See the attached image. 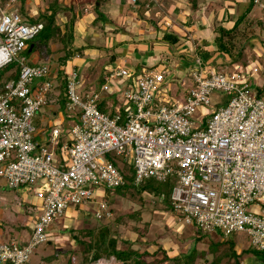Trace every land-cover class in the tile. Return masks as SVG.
Wrapping results in <instances>:
<instances>
[{"label":"built area","instance_id":"obj_1","mask_svg":"<svg viewBox=\"0 0 264 264\" xmlns=\"http://www.w3.org/2000/svg\"><path fill=\"white\" fill-rule=\"evenodd\" d=\"M1 2L0 70L15 60L20 66L16 76L0 80V177L28 193L34 216L26 244L0 240V264H27L69 207L95 200L100 184L125 183L109 153L131 160L134 184L175 173L170 198L182 223L203 231L220 228L226 237L244 232L264 252V98L251 86L258 66L216 70L195 55L189 82L179 80L183 94L175 97V75L165 67L116 65L99 90L79 88L78 71L64 68L65 108L77 112L66 114L74 118L67 140L59 142V126L41 140L34 118L47 104L54 76L47 64L29 63L24 51L43 23L29 22L19 0ZM101 92L110 96L108 110L100 109ZM199 110L197 124L193 115ZM97 206L96 218L111 215L105 199Z\"/></svg>","mask_w":264,"mask_h":264},{"label":"rangeland","instance_id":"obj_2","mask_svg":"<svg viewBox=\"0 0 264 264\" xmlns=\"http://www.w3.org/2000/svg\"><path fill=\"white\" fill-rule=\"evenodd\" d=\"M50 1L51 0H26L23 10L24 14L22 13L23 16L30 22L33 16L31 13L35 12L34 17H36L37 13L42 11L45 5ZM58 1L63 4H69L71 0ZM216 1L219 4L221 0ZM5 2L6 0H2L1 5L4 6ZM100 2L101 5L96 6L98 3L97 0H74V10L76 12L79 10L80 14L83 15L82 9L83 12H85L86 5H91L89 7L90 15L87 17L92 15L95 19L92 23H89V27L93 26V28L99 30L101 34L100 37L95 39L94 36H92L93 39H90V36H88L86 37L85 42L87 48L95 46L102 48L104 53L103 60L104 62L106 61V63H104L105 68L112 70L115 68L117 63L126 68H150L155 71L165 67L175 75L176 67L185 61V57L195 58V55H199L202 60L207 58V54L203 52L202 49L197 48V46L195 48H187L181 53L179 49V46L181 45L180 43L183 42L181 39H179L177 43L173 44L162 39L152 38L150 39V43L149 41L137 42V47H146V44L151 47L154 42H158L162 46L165 45L167 50L162 51L161 55L150 64H145L141 58L137 59L138 62L134 63V59H136V57L134 58L133 55L125 56V53L123 54V50L121 48L124 44L119 43V45L115 48L113 46L106 47L105 39L108 38V35L111 32H113L115 34L114 36L117 38H123V33L126 32V30L132 31L130 29L134 26L136 27V32L138 33L140 26L137 23L134 25L136 20L135 16H138V13L144 14L147 18H153L152 21L150 20V24L148 23L149 21L147 18L144 17L145 22H143V24L145 25L146 23L147 27L152 28L154 26L155 28H160L163 26L164 30H168V32L165 31V33H169L171 22H169V24H165L164 22L167 20L166 18L168 17V13L173 8L176 1L161 0V8H159L160 15L157 17H154L157 7H152L148 10V6L146 7L145 3L139 5L137 2L132 3L131 0H122L120 4L116 0H100L99 4ZM244 2H246V0H244ZM217 3L212 4V7H215L214 9L218 8ZM132 4L138 5L137 8L132 7ZM241 6H243L244 9L245 4L240 3L237 7ZM258 6H255L251 14L255 16L253 19L259 18L263 21L264 25V2H260ZM139 7L140 9H138ZM240 14L241 13L238 15ZM228 15L229 18L233 17L232 13H228ZM57 16L59 22L69 17L67 13H59ZM235 19L236 18H234V20ZM188 20L186 19L184 22L187 23V25L189 24ZM108 24L109 26H107ZM90 29L91 28H89V30ZM255 30L254 31L257 33L258 27H255ZM129 35L130 37L125 42L126 44L130 42L132 43L135 40V32H130ZM184 36L185 35H183V38L187 37V35L186 37ZM69 39L70 38H66L65 41L50 43V47L55 49L52 53L54 54V57L57 56L55 60L58 64H60L59 58L62 57L66 51L71 53L70 57L78 54L84 61L92 60L90 58L92 55L90 51L85 52L84 48L74 45L72 41L73 39L71 42ZM252 42L254 44L253 46L252 44L245 46L244 54L247 55L248 63L256 65L259 68V71L251 76V86L259 96L264 98V84H262V81L264 82V30L261 31L258 36L253 37ZM30 43L31 41L28 42V44ZM193 44L196 45L195 41H193ZM142 52H146V49L144 48ZM119 56L125 57H120L121 59L118 60ZM51 57L49 56L48 58ZM32 62H43L50 66L52 70L56 67L55 62L52 59L46 60L38 57ZM101 62L103 61L96 64L98 68H95L94 73L98 72V70H102L103 63ZM207 62L216 70L222 68H227L225 70H231L234 68V66H232V68H229L228 66L223 67L219 61H216L213 64L209 61ZM90 63L93 65L92 61H90ZM19 66L18 61L15 60L12 64L7 65L6 68L1 69L0 72H6L5 76H11L17 71ZM63 69L64 68L60 70L62 73L59 72V77L54 81L56 83V89L58 88V90H62V86H58L60 81L64 82ZM76 70L78 71L79 69L77 68ZM190 73L191 70H186L181 75H176L175 79L170 82L171 96L175 97L178 94H183L180 91L182 86H179V80H183L185 84H187L190 79ZM97 78L98 77L94 75L91 77L93 83L96 82ZM0 80L2 81L3 79ZM111 84L115 86V81L111 80ZM82 87L83 86L80 84L79 88ZM119 96L120 95L118 93L114 100L116 101ZM213 99H215V95L212 94V102ZM118 104L122 105L123 103L119 102ZM64 112L66 114L69 113L71 115H75L77 111H69L65 108ZM39 113L42 112L39 111ZM200 113L201 111L199 110L193 115V119H195L197 124L201 123ZM66 114H64L63 123L59 121H50L51 126L55 125L59 126L61 129L63 128V135H65L67 130L70 129L74 119L73 117H66ZM36 116L34 118V124L37 128L43 126L46 127L48 125L44 115L41 114L38 120ZM39 130L41 131L40 135L42 136L39 135L38 137L41 140L46 138L50 133V127H47V129L40 128ZM64 139L67 140V137ZM106 156L115 163L124 175L125 183L118 187H107L104 184H100L96 189V194L98 196L95 200L92 199L91 201H85L83 204L78 205L76 209L69 207L68 211H66L65 214L57 220V222H54L49 226V239L47 241H51L52 243L49 244L45 241L40 244L35 250L38 252V257L40 254L49 256L50 259H53L52 257H56L50 264H66L71 255L74 257L72 258L74 264H78L81 261L83 257V245L78 244L77 241L72 238V232L70 233V231L63 230L68 228V226H66L68 222L69 227L74 231L81 229L83 231H87L88 229L93 230L92 235H86V233L82 236L80 235V240L82 241L87 242L94 239L96 233L101 228L108 229L109 234L117 239V246L119 248H126L128 243L132 242L131 245L139 249L141 252L144 250L155 252L160 259H164V256L170 257V260L166 259L167 261L162 264H186L183 258L190 251L192 259L191 264H211L216 255H220L224 251H226L227 254L229 251L228 246L232 244L238 251L243 250V259L241 258V262L239 264L252 263V259L254 258L257 250L251 246L250 238L246 233L233 232L230 236L226 237L223 235L220 228L211 231H203L195 224H185L178 219L181 215L180 213L174 211L172 200L170 198L172 188L178 184V178L175 173L167 175L164 180H159L153 177L146 179L139 184H134V170L131 160L129 158L125 159L122 156L115 155V153H109ZM161 194H163L164 199L160 201ZM28 196L29 195L25 190L18 191L16 189L9 188L5 180L0 177V240L8 241L14 237L18 239L21 244L27 243L32 232V217L34 216L33 212L29 210L31 209V206ZM100 199H105L107 201L108 209L111 212L110 216L103 219H98L94 215L98 208L97 201ZM250 208L251 206H248L247 210ZM75 216L78 218H75ZM193 251H195L194 254H192ZM30 257V260L33 259V254ZM258 257L264 263V255L260 253L258 254ZM218 264L233 263L224 257Z\"/></svg>","mask_w":264,"mask_h":264},{"label":"crops","instance_id":"obj_3","mask_svg":"<svg viewBox=\"0 0 264 264\" xmlns=\"http://www.w3.org/2000/svg\"><path fill=\"white\" fill-rule=\"evenodd\" d=\"M119 4L121 3L122 0H116ZM176 3L173 6V8L170 10L168 13V17L166 18L167 20L164 22L165 24H169L171 22V28L169 29V33H173L177 35L179 39H181L183 42L180 43L181 45L179 46L180 52H184L187 48H200L204 51H207L208 54H213V50H215V43L213 41L214 36L216 35L214 32V26L216 24H221V25H226L230 26L234 20L238 16L239 13L242 12L243 6H239L240 3L245 4L244 0H221L219 4L217 3L216 0H198L197 4L193 0H175ZM224 1V2H223ZM132 2V0H131ZM145 3V6L149 10L152 7H157L154 17H157L160 15V2L161 0H135V2L132 3ZM151 2V3H149ZM213 3L218 4V8L214 9L215 7H212ZM149 4V5H148ZM101 5V2L96 4ZM91 5L87 4L85 7V12H83L82 9V14H80V11H77V18L75 20V24L73 27V43L75 46H79L84 48V51H90V58L92 60H83L81 56L78 54L72 55V57H69L63 64H58L56 62L57 56L54 57V54L52 53L50 55L51 58H47L46 60L52 59L55 62V68L54 70L51 69L53 73V78L54 81L59 77L57 73L62 69L65 68L67 71L70 69H79V79H80V84L83 86L82 88L86 90L90 89H96L99 90L100 85L104 82V74L107 72L108 68H105L106 61L104 62L103 57L104 53L102 51V48L99 47H91L87 48L85 39L86 37L90 36V39L92 36L95 38L100 37V31L97 29H94L93 26L89 27V23H92L94 21V16H89V7ZM138 5L132 4V7L137 8ZM141 7V6H140ZM140 7L138 9H140ZM259 7V6H258ZM209 11V12H208ZM87 13V15H86ZM228 13H232L233 17L229 18ZM33 14L32 17H34L35 12L31 13ZM136 20L134 22V25L136 23L140 26L138 29V33L136 32V27H132L128 31L124 32V37L117 38L114 36L115 34L113 32H109L110 34L108 35V38H106V47H111L113 46L114 48L119 45V43L124 44V46L121 48L123 50V54L126 56H134L136 59H134V63L138 62L137 59L141 58L143 62L146 64L152 63L153 60L157 59L162 51H166L165 45L162 46L158 42H154L153 46L150 47V45L146 44V47L141 46L137 47L136 45L137 42H145L149 41L150 39H162L165 31L168 32V30H164L163 26L160 28H155L154 26L152 28L147 27L146 23L145 25L143 22L144 20V14L138 13V16H135ZM62 18V17H60ZM147 18V17H145ZM188 20L189 24L184 23L185 20ZM148 23L151 24V21L153 20L152 17L147 18ZM151 20V21H150ZM162 21V20H160ZM183 22V23H181ZM104 24V23H102ZM143 24V25H142ZM185 24V25H184ZM109 26V24L107 25ZM89 28H91L89 30ZM110 29L109 27H107ZM94 29V31H93ZM185 30V31H184ZM93 32V33H92ZM130 32H135V40L134 42H130L126 44L125 42L127 39L130 37L129 33ZM144 32V33H143ZM182 35V36H181ZM183 35H185L183 38ZM93 39V38H92ZM179 41V40H178ZM193 41H195L196 45L193 44ZM148 43V44H149ZM132 44V46H131ZM131 46V47H130ZM133 47V48H132ZM146 49V52H142L143 49ZM151 48V49H150ZM54 52L55 49L51 48ZM145 53V54H144ZM57 54V53H56ZM60 55V54H59ZM125 56H119L118 60L121 59L122 57L124 58ZM39 57L37 52H33V54H29L28 56V62L33 63L32 61L37 59ZM121 57V58H120ZM113 58V56H112ZM115 58V57H114ZM140 60V61H141ZM92 61V64L90 63ZM100 61H103V68L102 70H98V72L94 73L95 68H98L96 64H98ZM36 63V62H35ZM37 63H43V62H37ZM177 63V62H176ZM175 64V62H174ZM117 65H121L117 63ZM123 66V65H121ZM50 67V66H49ZM190 67H192V63L184 61L181 65L179 64L176 67V75H181L184 71L189 70ZM174 74V73H173ZM94 75L97 78L96 82L93 83V80L91 77ZM262 84L264 82L262 81ZM54 88L53 91L48 95L47 97V104L41 108V112L37 114L36 118L37 120L40 118L41 114L44 115V118L47 120L48 125L45 127H38L39 135L41 134V131L39 130L40 128H45L50 127V133L46 137L48 140L51 137V129L52 127H55V125H50V121H59L63 123L64 121V112L65 110V103H66V97L60 96V93L58 88L56 89V83L54 82ZM56 89V90H55ZM65 93V92H64ZM101 104L103 106L104 110L110 109L106 101L110 98L109 94H106L104 92H101ZM72 120V119H71ZM63 129V128H62ZM42 136V135H40ZM66 137V134L63 135V131L61 130L60 136H59V142L65 140L64 138ZM31 199H29L30 201ZM30 210V209H29ZM77 216V215H76ZM75 218H78L76 217ZM74 218V217H72ZM69 223L67 222L66 226L69 227ZM5 236V235H4Z\"/></svg>","mask_w":264,"mask_h":264},{"label":"trees","instance_id":"obj_4","mask_svg":"<svg viewBox=\"0 0 264 264\" xmlns=\"http://www.w3.org/2000/svg\"><path fill=\"white\" fill-rule=\"evenodd\" d=\"M19 1L21 3L20 12L24 14L23 10L26 0ZM99 1L100 0H97V2ZM193 1L197 3L198 0ZM260 2H264V0H246L245 7L241 14L236 17L230 26L221 25L220 23L214 26V32L216 35L214 36L213 41L216 48L213 50V54H208L207 51L202 50L207 54V58L203 59L205 62L209 61L213 64L216 61H219L223 67L228 66L229 68H232L234 65H240L241 67L248 65L247 55L244 54L245 46L251 44L253 46L252 38L258 36L259 33L264 30L263 21L259 18L253 19L255 16L251 14L255 6H258ZM74 4V0H71L69 4L60 3L58 0H51L45 5L42 11L37 13L36 17H32L31 22H42L43 27L31 40V43L28 44V47L24 51L26 56H29L30 53L35 51L38 53L39 58L47 59L53 52L50 43L65 41L66 38H70L69 40L71 42L74 34L73 27L77 18ZM59 13H67L69 17L59 22L57 16ZM255 27H258L257 33L255 32ZM162 40L174 44L178 42L179 38L173 33H164ZM30 45H32V47L29 51ZM70 56L71 53L66 51V53L59 58L60 64H63ZM189 60H191L189 57H185L186 62H190ZM16 72L15 76L17 75ZM59 72L57 75H59ZM5 73L6 72H0V79H6L13 76V74L11 76H5ZM63 84V81H60L58 84V86H62V90H60L59 93L60 96L65 97ZM100 109L104 110L102 104H100ZM163 199L164 196L161 194L160 201ZM63 230L70 231V233L72 232V238L75 239L78 244L83 245V257L78 264H98L101 260L106 262L114 260L119 264H162L168 259L170 260V257L168 256H164V259L158 258L157 253L155 252H149L147 250L141 252L139 249L131 245L132 242H129L126 248H119L117 246V239L109 234L108 229L101 228L96 233L95 238L87 242L80 240V235L82 236L85 233L86 235H92V229H88L87 231H83L82 229L74 231L68 227ZM47 243L50 244L52 242L47 241ZM228 248L229 251L227 254L226 251H224L220 255H216L211 264L220 263L224 257L233 264H239L241 258L243 259V250L238 251L233 244L229 245ZM35 250L32 253L34 256L33 259L29 260L27 264H50L56 258L52 257L53 259H50L49 256H45L44 254H40L38 257V252ZM194 253L195 251L192 252V254ZM260 253L264 255V252L256 251L252 260H261L258 257V254ZM72 258L74 257L71 255L66 264H74ZM183 260L186 264H191V251L184 256Z\"/></svg>","mask_w":264,"mask_h":264},{"label":"water","instance_id":"obj_5","mask_svg":"<svg viewBox=\"0 0 264 264\" xmlns=\"http://www.w3.org/2000/svg\"><path fill=\"white\" fill-rule=\"evenodd\" d=\"M32 45H30L29 51L31 50Z\"/></svg>","mask_w":264,"mask_h":264}]
</instances>
